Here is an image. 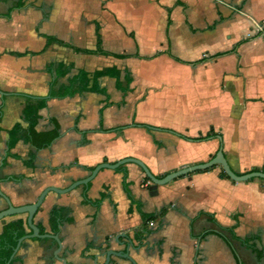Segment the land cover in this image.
<instances>
[{"label": "crops", "instance_id": "1", "mask_svg": "<svg viewBox=\"0 0 264 264\" xmlns=\"http://www.w3.org/2000/svg\"><path fill=\"white\" fill-rule=\"evenodd\" d=\"M80 1L86 21L73 32L90 41L62 42L95 50L99 36L104 52L128 58L78 54L47 44L46 37L59 39L44 35L41 50L8 54L19 60L31 58L34 70H12L6 60L0 62V67L4 64L0 71V192L14 207L33 204L45 188H67L99 164L128 158L140 161L158 179L207 163L220 148L237 176L264 169V0H110L117 22L111 26L110 37L97 19L103 0ZM218 1L240 2L245 18L233 19L230 6ZM6 2L0 0V5ZM22 7V0H16L6 13H0V21H9ZM56 47L76 60L84 57L87 65L79 62L72 75L74 60L48 62L39 68L40 57ZM136 54L144 59L134 58ZM220 54L227 55L216 57ZM107 58L144 61L145 65L142 74L137 71L134 76L127 65L104 67ZM204 58L208 61L198 63ZM59 63L71 71L58 79L57 86L67 85L81 70L116 68L121 81L125 71L130 74V92L122 94L113 79L100 78L106 96L83 92L48 99L38 112L35 130L46 133L56 124L59 136L36 153L33 168H28L23 160L30 146L19 141L8 150V131L15 124L27 128L22 96L46 98L55 78L47 69ZM210 131L217 137L201 143L180 138L197 139ZM222 172L214 166L154 187L134 164L101 170L87 185L89 203L83 199L84 187L64 195L49 193L33 223L53 235L50 211L64 210L66 221L57 236L58 257L66 264H95V258L96 264H104L108 250L127 253L136 264H264V181L234 182ZM124 174L129 196L123 189ZM6 207L0 198V211ZM142 214L154 220L145 223ZM16 219L26 221L23 215L0 221V235ZM217 226L233 228L235 239L222 232L227 242L222 240ZM137 234H143V239L136 240ZM56 249L49 239L26 240L14 254L13 264H61L54 258ZM109 264L130 262L112 257Z\"/></svg>", "mask_w": 264, "mask_h": 264}, {"label": "trees", "instance_id": "2", "mask_svg": "<svg viewBox=\"0 0 264 264\" xmlns=\"http://www.w3.org/2000/svg\"><path fill=\"white\" fill-rule=\"evenodd\" d=\"M9 13V12H8ZM47 44H57L60 47L64 48H70L75 53L78 54H85V55H98L103 57H112L114 59L123 60L128 58L127 56L122 55H114L109 54L107 52H104L101 49V41L99 39V36H97L96 40V48L95 50H80L77 48H71L66 43L56 40L51 37H46ZM235 52V49L232 51V53ZM19 57L22 55L15 54ZM169 55V53H168ZM227 54H220L216 55V57H220ZM156 56L146 58V59H153ZM136 59H144L140 58L137 54L134 56ZM173 60L179 62L178 60ZM208 61V58H204L200 60L198 63L206 62ZM47 71L49 73L54 72L55 78L53 81L50 82L49 88H48V94L46 98H33L30 96H22L25 98V106L23 109V117L25 122L27 123V128L24 130L19 124H15L9 131H8V150L13 149V147L19 142L22 141L30 146V151L26 158L23 160L24 164L28 168H33L34 160L36 157V153L40 150L46 149L50 147V145L58 138V126L54 124V129L46 132V133H38L35 130L36 121L38 119V112L46 107V103L48 99H64V98H71L77 94H81L83 92H92L97 93L103 96H106V90L100 88L98 80L100 78H109L113 79L115 81V89L119 91L122 94H127L130 92V84L132 83V79L130 77V74L128 72H124L123 79L121 81L120 78V71L116 68H108L101 71H95L93 73H87L85 71H78L76 75L69 78L67 80V85H61L57 86L58 79L65 78L71 71V67H67L61 63L50 66ZM101 115V112H100ZM141 128H144L146 130H153V128H150L145 125H141ZM100 130H101V121H100ZM166 131V130H161ZM217 136L213 134L212 131H210L209 134H207L205 137H200L197 139H190L180 136L185 141L192 142V143H201L208 141L210 139H215ZM90 171V170H88ZM261 173H264V169L261 171ZM222 176L226 177L225 174L222 172ZM123 189L126 192V194L129 196V192L127 189L128 184L126 183V174H124L123 178ZM86 189L87 187H84L83 189V199L84 202L89 203V201L86 198ZM103 197L100 198L99 201L94 202L93 204L95 206H98L101 202ZM142 220L147 223L152 220H154V216L151 215H141ZM210 222L215 223L213 218L210 216H207ZM66 221L64 218V210L53 208L50 211V217H49V225L50 230L53 235L58 234V230L60 227V224L62 222ZM216 224V223H215ZM218 227V226H217ZM38 231L40 235H44V229L41 226H38ZM219 228V232L216 234L218 237H220L222 240L226 241L224 236L222 235V232H226L231 235L232 238L235 239V236L233 234V228L231 229H223ZM26 221L23 219H16L8 224H6L3 229L2 233L0 235V264H13L12 256L14 249L17 246L18 240L21 239L26 235ZM28 234H31V232H28ZM135 239L140 241L143 239V234H137L135 236ZM227 242V241H226Z\"/></svg>", "mask_w": 264, "mask_h": 264}, {"label": "rangeland", "instance_id": "3", "mask_svg": "<svg viewBox=\"0 0 264 264\" xmlns=\"http://www.w3.org/2000/svg\"><path fill=\"white\" fill-rule=\"evenodd\" d=\"M218 2L219 4L230 6L233 19L240 20L241 18H245L243 10L239 9L240 2ZM15 3L16 0H7L6 3L0 5V13H6L7 9ZM82 4L84 3L80 0H22L23 7L21 10L13 12L9 21H0V62L6 60L7 67L12 70H34L35 66L31 58L28 57L27 59L19 60L15 57H9L8 54L11 52L23 53L41 50L42 44H45V40L42 37L44 35L54 36L69 44H84L85 41L89 42L90 39L86 38L87 40H84V38L80 37L79 32H73L86 21L85 15L87 12H85L84 6H81ZM109 4L110 0H103L101 2L100 12L102 15H98L97 19L110 37L111 26L113 27L117 22L109 9ZM91 7L95 8L93 4ZM7 15L9 14L7 13ZM263 24L264 21L262 22ZM90 25L89 23L88 28L92 27ZM54 50L51 49L49 55L45 54L40 57L43 64H39V68L45 67L48 62L56 63L58 60H65L66 62L74 60L75 64H72L75 66L71 72L72 75L80 65L79 62H81V66L83 67L87 65V59L84 57H80L81 61H79L72 54L70 55L68 53L69 51H63L57 47ZM119 50L121 53L122 49L120 48ZM63 52L66 54H63ZM205 56H208V54L205 53ZM113 64H116L121 69L127 65L132 72L131 74L135 76L137 71L139 74H142V68L145 62L128 60L116 62L111 58L104 59V67H109ZM3 66L4 64L2 63L0 71ZM137 78L138 86L142 88L141 76Z\"/></svg>", "mask_w": 264, "mask_h": 264}, {"label": "water", "instance_id": "4", "mask_svg": "<svg viewBox=\"0 0 264 264\" xmlns=\"http://www.w3.org/2000/svg\"><path fill=\"white\" fill-rule=\"evenodd\" d=\"M0 95H1V93H0ZM126 164H134V165L138 166L142 170V172L144 173L145 177L152 183V185L154 187L167 185L168 183H170L171 181H173L177 178H180L182 176H186V175H189V174L195 173V172L206 171V170H208L214 166H219L221 168V170L223 171V173L226 175V177H228L230 180H232L234 182H245V181H248V180L254 179V178L264 181V173H261V172H252V173H249V174H246L243 176H237L230 169L228 163L226 162V160L224 158V155L222 153V149L220 148L218 150V152L216 153V155L214 156V158L211 159L210 161H208L207 163L181 169V170L176 171L174 173L168 174L167 176H165L161 179L155 178L149 172V170L144 166V164H142L140 161L135 160V159H130V158L123 159V160H120L114 164L102 163V164H99L98 166H96L86 178L79 180L77 182H74L73 184H71L70 186H68L65 189H57L54 187L45 188L39 194V196L37 197L35 202L33 204H30L27 206L14 207L11 204V202L9 201V199L0 192V198L5 202V204L7 206L5 210L0 211V221L4 220L6 218H11V217L23 215V216H25V219H26L27 229L29 230V232H31V234H27L18 240L17 246L13 252V256L18 251L21 244L26 240L49 239V240L54 241L55 244L57 245V249L54 252V258L58 262H60L61 264H66V262L63 259L58 257V254L61 250V243L59 241L58 236L57 235H49V234L40 235L38 228L34 225L33 218L36 215L38 209L41 207L42 203L44 202L46 196L49 193L64 195V194H67V193L75 190L78 187H87V185L96 177L98 172H100L101 170H112V171H114V170L118 169L119 167L124 166ZM13 256H12V258H13ZM104 256H105L104 264H109L112 257L127 260L128 262H130V264H136L128 256L127 253L122 254L120 252H114L112 250H108L104 253ZM94 262L96 264V258L94 259Z\"/></svg>", "mask_w": 264, "mask_h": 264}]
</instances>
